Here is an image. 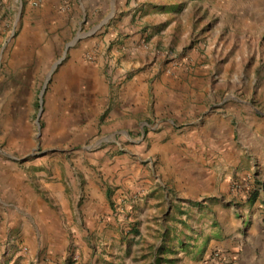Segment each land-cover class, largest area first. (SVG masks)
Returning a JSON list of instances; mask_svg holds the SVG:
<instances>
[{"label":"rangeland","instance_id":"1","mask_svg":"<svg viewBox=\"0 0 264 264\" xmlns=\"http://www.w3.org/2000/svg\"><path fill=\"white\" fill-rule=\"evenodd\" d=\"M18 1L0 0L1 171L8 165L16 167L18 176L37 189L41 173L48 175V181L62 183L65 214L72 211V194L89 185L85 175L95 185L110 183L102 177L104 159L94 163L99 152L111 158L124 156L130 146L144 141L142 132L151 131L143 124L149 122L158 130L157 120L164 122L166 117H153L156 84L161 94L165 87L182 92L181 85L164 84L179 69L187 73L183 82L188 84L189 76L202 77L197 73L207 63L226 79L192 83L195 92H210L209 101L200 114L183 116L178 130L207 110L241 107L245 114L264 119V0ZM27 38L38 47L14 55V45ZM210 44L214 45L208 48ZM143 76L149 94L144 112L126 117L132 121L128 130L114 126L110 113L124 110L122 86ZM234 76L244 80L239 83ZM126 131L136 142H128ZM120 173L114 174L115 179ZM83 201L80 196L74 204L80 207ZM111 209L101 221L110 217L124 241V199L113 202ZM74 223L71 218L66 221L65 245L56 251L51 248L50 253L33 246L37 257L28 261L22 221L6 237L0 236V264H60L62 253L65 264H76L78 252L89 255L94 248L86 240L90 233L81 240L73 237ZM29 231L41 242L40 228Z\"/></svg>","mask_w":264,"mask_h":264},{"label":"crops","instance_id":"2","mask_svg":"<svg viewBox=\"0 0 264 264\" xmlns=\"http://www.w3.org/2000/svg\"><path fill=\"white\" fill-rule=\"evenodd\" d=\"M22 40L14 45L16 56L38 47L28 38L24 44ZM186 74L179 69L164 80L169 88L181 85L180 93L163 87L166 91L161 94L156 84L153 117H166L164 122L157 120L158 130L146 122L143 126L151 131L142 132V143L123 132L128 142H136L124 156L105 157L104 152L95 156L97 165L104 159L102 177L111 185H95L85 175L90 183L72 194L69 214L62 183L48 181V175L41 173L37 189L18 176L16 167L8 165L1 171L0 164V236L6 237L23 221V244L30 248L26 254L30 261L37 257L33 246L50 253L68 242L65 227L71 218L73 237L81 240L90 233L86 240L94 248L89 255L78 252L76 264H264V137L258 135L264 134V119L245 114L241 107L207 110L178 130L183 116L200 114L209 101L210 92L197 93L192 83L226 79L211 63L201 67L197 73L201 78L189 76L190 85L183 82ZM145 80L146 76L139 77L122 86L124 110L110 113L114 126L128 130L132 121L126 117L144 112L149 99ZM80 196L84 201L78 207L74 202ZM123 199L124 241L110 217L101 221L112 212L113 202ZM35 228L42 230L41 242L29 231ZM53 256L56 252L46 259ZM60 257V264H65L66 254Z\"/></svg>","mask_w":264,"mask_h":264},{"label":"water","instance_id":"3","mask_svg":"<svg viewBox=\"0 0 264 264\" xmlns=\"http://www.w3.org/2000/svg\"><path fill=\"white\" fill-rule=\"evenodd\" d=\"M77 41H78V38H77L76 40H74L71 44H69L68 47H67V49L70 48L71 46H73ZM61 62H62V60L59 61V62L54 66L53 70H54V69H55V68H56ZM45 89H46V86H45V88H44V91H45ZM44 91H43V93L41 94V97L44 95ZM41 104H42V101H41Z\"/></svg>","mask_w":264,"mask_h":264},{"label":"built area","instance_id":"4","mask_svg":"<svg viewBox=\"0 0 264 264\" xmlns=\"http://www.w3.org/2000/svg\"><path fill=\"white\" fill-rule=\"evenodd\" d=\"M34 5H37V2H34Z\"/></svg>","mask_w":264,"mask_h":264}]
</instances>
